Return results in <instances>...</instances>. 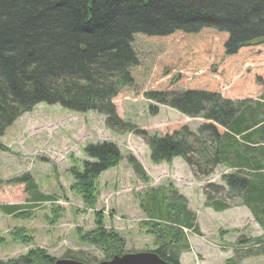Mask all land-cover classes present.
<instances>
[{"label": "trees", "instance_id": "obj_1", "mask_svg": "<svg viewBox=\"0 0 264 264\" xmlns=\"http://www.w3.org/2000/svg\"><path fill=\"white\" fill-rule=\"evenodd\" d=\"M258 75L262 82L257 85H264V0H0V137L37 105H57L102 116L111 132L136 133L153 165L181 159L197 180L211 178L222 166L231 171L220 177L227 194L207 184L204 206L226 211L230 206L223 200L229 202L233 194L262 230V236L240 243L264 248V105L242 106L234 98L243 83ZM136 86L149 103L201 124L194 133L182 126L163 137L139 132L119 119L114 106L122 92ZM150 111L156 114L157 107ZM0 151L7 150L0 144ZM85 154L89 161L82 171H69L71 188L79 189L83 208L94 210V182L116 168L121 155L108 143L89 146ZM126 162L145 183L142 166L132 157ZM28 183L30 206L55 201ZM219 196L223 202L215 200ZM138 208L147 221L140 226L154 238L152 253L165 264H179L180 255L189 252L182 231L200 236L185 199L160 187L148 190ZM18 209L22 206H0L14 217ZM103 224L95 213L92 229L79 232L78 239L107 261L122 256L125 244ZM21 232L14 233L17 240H24ZM65 258L94 263L87 257ZM55 261L36 250L0 264Z\"/></svg>", "mask_w": 264, "mask_h": 264}, {"label": "rangeland", "instance_id": "obj_2", "mask_svg": "<svg viewBox=\"0 0 264 264\" xmlns=\"http://www.w3.org/2000/svg\"><path fill=\"white\" fill-rule=\"evenodd\" d=\"M261 78L258 75L243 83L236 92L234 98L241 100L242 106L254 107L257 102L264 105V85L256 83H261ZM114 106L122 122L134 125L147 136L163 137L182 126L194 133L201 124L198 118L183 117L172 109L149 103L137 86L122 92ZM152 106L157 107L154 115L150 111ZM103 121L102 116L94 113L67 112L57 105L40 104L19 117L0 137V144L7 150L0 151V206H22L17 210L20 214L17 217L0 210V262L17 260L36 250L55 260L74 261L65 258L70 255L93 259L92 264L103 261L98 249L78 239L79 232L87 233L92 229L95 213L101 215L106 230L123 237V254L153 251V236L146 227L140 226L147 221L138 202L148 190L167 187L185 199L187 208L196 217L200 234L182 231L189 253L181 255V264H226L228 259L238 264H264L262 246L252 249V244L240 243L242 239L260 236L261 231L237 197L228 194L230 209L222 213L204 206L203 189L207 183L221 186L227 194L220 177L230 170L219 166L206 182L194 179L181 159L153 165L148 146L139 135L111 132ZM102 143L115 146L121 162L94 182L98 199L95 209L89 210L83 208L77 193L79 189L71 188L74 181L69 171L81 172L83 163L89 161L85 150ZM128 157L142 166L145 183L140 182L127 165ZM30 181L36 183L38 192L53 196L55 201L30 206ZM215 200L223 202V196ZM82 209L85 213L79 212ZM16 231H22L24 240L14 237Z\"/></svg>", "mask_w": 264, "mask_h": 264}, {"label": "water", "instance_id": "obj_3", "mask_svg": "<svg viewBox=\"0 0 264 264\" xmlns=\"http://www.w3.org/2000/svg\"><path fill=\"white\" fill-rule=\"evenodd\" d=\"M55 264H82L75 261L58 260ZM97 264H165L154 253H137L124 254L120 257L116 256L109 261H102Z\"/></svg>", "mask_w": 264, "mask_h": 264}, {"label": "crops", "instance_id": "obj_4", "mask_svg": "<svg viewBox=\"0 0 264 264\" xmlns=\"http://www.w3.org/2000/svg\"><path fill=\"white\" fill-rule=\"evenodd\" d=\"M187 177H188V179L190 180V177H191L190 174H189Z\"/></svg>", "mask_w": 264, "mask_h": 264}]
</instances>
